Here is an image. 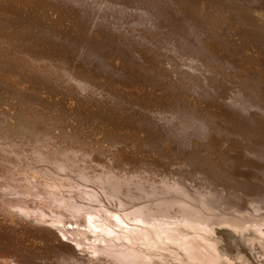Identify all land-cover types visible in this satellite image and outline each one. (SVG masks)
<instances>
[{"label":"bare ground","instance_id":"1","mask_svg":"<svg viewBox=\"0 0 264 264\" xmlns=\"http://www.w3.org/2000/svg\"><path fill=\"white\" fill-rule=\"evenodd\" d=\"M0 264H264V0H0Z\"/></svg>","mask_w":264,"mask_h":264},{"label":"rangeland","instance_id":"2","mask_svg":"<svg viewBox=\"0 0 264 264\" xmlns=\"http://www.w3.org/2000/svg\"><path fill=\"white\" fill-rule=\"evenodd\" d=\"M201 1H203V2H212L214 5H218V0H201ZM92 29L94 28V25H91L90 26ZM135 45V48L137 49V52L139 51L140 53H141V55H144L146 52H147V50L149 51L150 50V45H149V43L148 42H143V43H135L134 44ZM142 45H144V46H142ZM137 46V47H136ZM142 47V48H141ZM146 47H148V48H146ZM67 49V51H70V49L69 48H66ZM140 49H141V51H140ZM146 49V50H145ZM145 51V53H143V52ZM138 52V53H139ZM70 53V52H69ZM139 53V54H140ZM148 53V52H147ZM160 80V79H159ZM165 80L163 79V81L161 80V81H159L158 83L160 84V82H161V84H162V82H164ZM38 235V234H37ZM33 237V238H32ZM38 236H36L35 234L32 236V235H30L29 236V238H30V240H33L34 238H37ZM22 241L24 242V240L22 239Z\"/></svg>","mask_w":264,"mask_h":264}]
</instances>
